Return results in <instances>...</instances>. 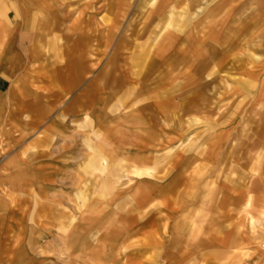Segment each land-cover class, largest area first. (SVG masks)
<instances>
[{
    "label": "rangeland",
    "instance_id": "374dc122",
    "mask_svg": "<svg viewBox=\"0 0 264 264\" xmlns=\"http://www.w3.org/2000/svg\"><path fill=\"white\" fill-rule=\"evenodd\" d=\"M0 121V264H264V0H0Z\"/></svg>",
    "mask_w": 264,
    "mask_h": 264
},
{
    "label": "crops",
    "instance_id": "0c3cea01",
    "mask_svg": "<svg viewBox=\"0 0 264 264\" xmlns=\"http://www.w3.org/2000/svg\"><path fill=\"white\" fill-rule=\"evenodd\" d=\"M11 29H12V32H11V34L9 33V38H12V43H13L12 46H14V48L13 49H11V48H7L6 49V50H10L9 51L10 54H11L10 57L15 53V49H16L17 45H19L23 41V39L26 37V33L28 32V29L21 23H16L15 25L11 26ZM238 31H239L238 28L235 29V32H238ZM8 57L9 56L7 55L6 58H8ZM7 74H9V73H7ZM1 109H3V107ZM57 125H59V122L53 120L50 123V125L47 127V130H51V129L55 128ZM2 127H3V125L1 126V121H0V130L2 129ZM0 135H4L3 132H0ZM129 142H131V141L129 140ZM255 143L256 142H254V144ZM140 153L141 152L136 153V154L139 155ZM143 153H144V151H142L141 156L144 155ZM133 154H135V152H134V149H133L132 143H131L130 157ZM259 165L256 167V169L254 168V173L251 175V178H250V181H249L250 184L254 182V179L252 177L256 175L255 171L258 170ZM240 173H242V172H240ZM242 175L244 176V173H242ZM228 187H229V185H228ZM245 188H246V186H245ZM243 189H244V187L240 188V190H238V192L235 195H232L233 194L232 192H234V190L232 192L229 191V193L231 195L230 196L225 195L224 198H222V206L223 207L224 206H228V207H231V208H233L235 206V207H238L237 210L240 209L239 208L240 205L243 206L244 202L241 201L238 198V193H242ZM248 199H250V197H248ZM261 202L263 204L264 203V199H261ZM171 215H172L171 213L170 214L167 213V215L165 216V219L166 220L170 219ZM235 219H236V222H234L233 225H234V227L236 229V232L238 234H241V236H243L244 229L241 230V227H244L243 226V219L244 218L240 217L239 215L238 216L236 215ZM163 220H164V218H163ZM161 225H162V218H158V227H160L159 229H161ZM125 226H126V228H125L126 229V232H125L126 236L125 237H127L126 239H128L129 237H132L133 235L149 236L150 235L149 234L150 230L152 228L151 227L150 218L147 217V214H145V213L143 214V218H142L141 222L137 218L127 219V224Z\"/></svg>",
    "mask_w": 264,
    "mask_h": 264
},
{
    "label": "bare ground",
    "instance_id": "6f19581e",
    "mask_svg": "<svg viewBox=\"0 0 264 264\" xmlns=\"http://www.w3.org/2000/svg\"><path fill=\"white\" fill-rule=\"evenodd\" d=\"M261 249H262V251H263V244L261 245ZM263 253H264V251H263Z\"/></svg>",
    "mask_w": 264,
    "mask_h": 264
},
{
    "label": "built area",
    "instance_id": "2783aa9c",
    "mask_svg": "<svg viewBox=\"0 0 264 264\" xmlns=\"http://www.w3.org/2000/svg\"><path fill=\"white\" fill-rule=\"evenodd\" d=\"M263 251H264V243H263Z\"/></svg>",
    "mask_w": 264,
    "mask_h": 264
}]
</instances>
